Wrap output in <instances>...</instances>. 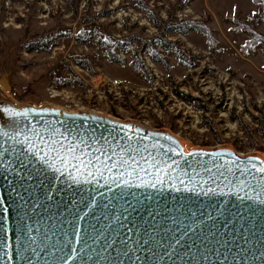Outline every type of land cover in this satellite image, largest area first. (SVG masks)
I'll return each mask as SVG.
<instances>
[{
	"label": "rangeland",
	"instance_id": "1",
	"mask_svg": "<svg viewBox=\"0 0 264 264\" xmlns=\"http://www.w3.org/2000/svg\"><path fill=\"white\" fill-rule=\"evenodd\" d=\"M6 73L20 104L169 129L188 149L264 155V0H0Z\"/></svg>",
	"mask_w": 264,
	"mask_h": 264
},
{
	"label": "water",
	"instance_id": "2",
	"mask_svg": "<svg viewBox=\"0 0 264 264\" xmlns=\"http://www.w3.org/2000/svg\"><path fill=\"white\" fill-rule=\"evenodd\" d=\"M7 91L11 85L6 73L0 77V126L10 135L20 134L16 140L3 138L0 148L7 149L0 157L4 201L0 205V264H264V204L260 203L264 186L259 183L264 174L240 163L251 158L259 166L264 155L244 154L226 145L188 149L169 129L90 109L20 104ZM6 108L29 110L28 116L10 117ZM49 122L70 128L73 134L95 137L98 147H107L104 138L111 139L110 132L117 137L113 144L124 145L119 137L125 133L117 126L130 125L142 130L140 136H150L141 145H163L149 151L179 161V167L162 177L165 183L156 188L118 186L107 174L89 183L80 177L76 183L67 173L61 175L39 161L28 152L27 144L16 142L32 138L31 129L23 125L41 128ZM128 134L136 135L130 130ZM170 147L182 149L183 155L168 152ZM246 166L250 171L241 174ZM143 179L154 177L148 174ZM140 182V177L131 179L133 185ZM77 233L82 237L79 243Z\"/></svg>",
	"mask_w": 264,
	"mask_h": 264
},
{
	"label": "snow or ice",
	"instance_id": "3",
	"mask_svg": "<svg viewBox=\"0 0 264 264\" xmlns=\"http://www.w3.org/2000/svg\"><path fill=\"white\" fill-rule=\"evenodd\" d=\"M5 111L10 117H27L29 110L23 112L16 111L12 108H6ZM31 111H35L32 109ZM85 119H88L85 117ZM17 129H20V125L13 122ZM23 127H28L31 129L32 138L25 136L23 141H16L17 143L27 144V150L29 153L33 154L39 159V161L46 164L50 169L55 172L64 175L65 173L76 183L80 182V177H85L84 182H91V178H103L105 174L108 175L112 182L117 183L118 186L122 184L126 187H148L156 188L157 185H163L165 183L162 177L171 176L173 171L179 167V161L168 158L161 157L160 153L153 154L149 151L150 148H162L161 144H143L141 141L150 139V136H140L139 133L142 131L140 129H132L130 125L117 126L120 130L124 131V136L119 137V139L124 140L125 144L121 145L119 142L113 144L111 140L117 139L116 136H112L109 133L108 137H105V144L97 146L100 141L95 137L87 138L83 135L73 134L72 129L57 127L54 123L49 122L45 127L36 128L30 125H23ZM136 133V135H129L128 131ZM113 131H116L114 128ZM20 132L17 131L10 135L9 132L5 131L2 126H0V148L3 147V138L8 137L9 139L16 140ZM159 135V134H150ZM79 136V139H77ZM91 141V142H90ZM119 149V151H117ZM0 151V157L3 156L4 152ZM168 152L173 155H183V150L176 147H170ZM147 153V155H144ZM219 156L221 153H188L187 156ZM187 162V160H185ZM233 163H236L233 161ZM240 163L250 165L251 169H254L256 173L264 174V161H261L260 165L257 166L252 162L250 158L247 162L241 161ZM23 166V161L21 162ZM113 170H116L113 174ZM232 172V168L227 169ZM237 170L239 165H237ZM250 171L249 167H245L241 174L248 173ZM151 174L154 179L146 180L143 177ZM187 174V173H185ZM137 176L141 178V182L137 185L131 183L132 177ZM124 177H127L126 179ZM255 178V176L253 177ZM98 182V181H97ZM183 183V181H181ZM246 183V181H245ZM261 186H264V176H261L259 181ZM179 191V188H177ZM208 191H213L208 189ZM4 201L0 198V205H3ZM261 204H264V199L260 200ZM3 211L7 213V208ZM6 220L7 217L5 216ZM28 231H31L30 226H26ZM77 242L82 239L77 233ZM31 238V237H30ZM20 238H17V243H20ZM179 243V240H177ZM3 247H8L6 243L2 245ZM111 245H109L110 247ZM29 247H31L29 245ZM34 251V249H33ZM72 251H75L73 249ZM3 257H0L2 260ZM11 259V257H9ZM75 259V257H73Z\"/></svg>",
	"mask_w": 264,
	"mask_h": 264
},
{
	"label": "trees",
	"instance_id": "4",
	"mask_svg": "<svg viewBox=\"0 0 264 264\" xmlns=\"http://www.w3.org/2000/svg\"><path fill=\"white\" fill-rule=\"evenodd\" d=\"M153 58H154L155 61L160 62V58H159V57L154 56ZM109 59H110L111 61H113V62H117V63H119V64H123V63H124V59H123L122 57H119L118 55H113L112 53H111V55H109ZM178 94H181V93L178 92ZM181 96H182L186 101H188V102H190V103H194V102H196V101L198 100V99H196L195 97H193V96H191V95H189V94H187V95L182 94Z\"/></svg>",
	"mask_w": 264,
	"mask_h": 264
},
{
	"label": "built area",
	"instance_id": "5",
	"mask_svg": "<svg viewBox=\"0 0 264 264\" xmlns=\"http://www.w3.org/2000/svg\"><path fill=\"white\" fill-rule=\"evenodd\" d=\"M53 88H55L54 86H52V88H51V92H52V96L51 97H54V95H55V93H58V94H61V96L60 97H62V95H64L63 93H59L58 91H56V90H54Z\"/></svg>",
	"mask_w": 264,
	"mask_h": 264
},
{
	"label": "bare ground",
	"instance_id": "6",
	"mask_svg": "<svg viewBox=\"0 0 264 264\" xmlns=\"http://www.w3.org/2000/svg\"><path fill=\"white\" fill-rule=\"evenodd\" d=\"M8 95V94H7ZM10 96V95H9ZM67 109V108H66ZM69 110V109H68ZM72 111H75V110H72Z\"/></svg>",
	"mask_w": 264,
	"mask_h": 264
}]
</instances>
